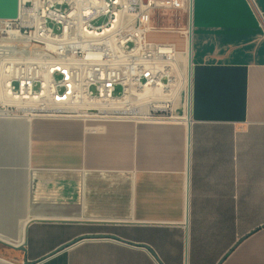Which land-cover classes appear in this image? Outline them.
Segmentation results:
<instances>
[{
    "label": "crops",
    "instance_id": "0c3cea01",
    "mask_svg": "<svg viewBox=\"0 0 264 264\" xmlns=\"http://www.w3.org/2000/svg\"><path fill=\"white\" fill-rule=\"evenodd\" d=\"M190 70L178 120L0 114V264H264V0H193Z\"/></svg>",
    "mask_w": 264,
    "mask_h": 264
},
{
    "label": "built area",
    "instance_id": "2783aa9c",
    "mask_svg": "<svg viewBox=\"0 0 264 264\" xmlns=\"http://www.w3.org/2000/svg\"><path fill=\"white\" fill-rule=\"evenodd\" d=\"M192 4L19 0L17 17L0 19V48L14 47L0 56L3 110L84 120H178L174 106L184 92L187 117L181 51L151 36L156 9L180 10L187 15V41Z\"/></svg>",
    "mask_w": 264,
    "mask_h": 264
},
{
    "label": "rangeland",
    "instance_id": "374dc122",
    "mask_svg": "<svg viewBox=\"0 0 264 264\" xmlns=\"http://www.w3.org/2000/svg\"><path fill=\"white\" fill-rule=\"evenodd\" d=\"M152 26L156 29L151 36L155 40L174 42L179 46V49H182L187 43L185 33L182 34L188 29L187 15L181 13L180 10L156 9L152 16ZM120 91L121 87H118L116 94Z\"/></svg>",
    "mask_w": 264,
    "mask_h": 264
},
{
    "label": "water",
    "instance_id": "95a60500",
    "mask_svg": "<svg viewBox=\"0 0 264 264\" xmlns=\"http://www.w3.org/2000/svg\"><path fill=\"white\" fill-rule=\"evenodd\" d=\"M147 1V0H145ZM19 11V0H0V19L16 18ZM14 47H1L0 56L5 54H12ZM190 86H191V70H190ZM189 104H191V89H189ZM190 109V106H189ZM3 106L0 104V112Z\"/></svg>",
    "mask_w": 264,
    "mask_h": 264
},
{
    "label": "bare ground",
    "instance_id": "6f19581e",
    "mask_svg": "<svg viewBox=\"0 0 264 264\" xmlns=\"http://www.w3.org/2000/svg\"><path fill=\"white\" fill-rule=\"evenodd\" d=\"M192 24V23H191ZM190 24V29H189V37H188V40H187V43L184 44V58H183V62H184V65H185V74H186V78H187V99H186V111H185V114L186 116H189V85H190V65H191V25ZM181 50V49H179ZM3 113V114H8L7 112H5L4 110H2L0 112V114Z\"/></svg>",
    "mask_w": 264,
    "mask_h": 264
}]
</instances>
